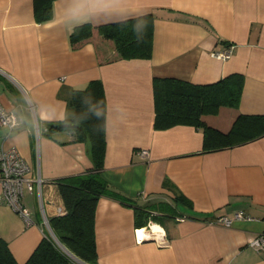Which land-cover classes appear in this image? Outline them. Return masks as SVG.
Segmentation results:
<instances>
[{
  "label": "crops",
  "instance_id": "obj_1",
  "mask_svg": "<svg viewBox=\"0 0 264 264\" xmlns=\"http://www.w3.org/2000/svg\"><path fill=\"white\" fill-rule=\"evenodd\" d=\"M52 11L42 22L34 0H0V102L22 120L10 135L0 127V149L15 148L41 180L22 198L30 225L1 199L0 184V238L16 263L25 264L43 239L53 242L50 220L66 211L58 183L93 172L89 144L50 127L72 115L74 91L100 81L106 105L100 175L125 200L97 202L95 264H264V252L248 246L264 233V134L205 150L201 128H155L153 92L157 78L207 85L239 74L237 108L220 107L202 122L226 134L241 115L264 117V0H55ZM145 15L153 20L149 59H123L96 33L71 48L78 25ZM227 47L228 59L211 55ZM135 211L148 214L145 225ZM237 211L257 220L207 223ZM156 231L167 244L141 238Z\"/></svg>",
  "mask_w": 264,
  "mask_h": 264
},
{
  "label": "trees",
  "instance_id": "obj_2",
  "mask_svg": "<svg viewBox=\"0 0 264 264\" xmlns=\"http://www.w3.org/2000/svg\"><path fill=\"white\" fill-rule=\"evenodd\" d=\"M55 0H34V12L39 21L53 17ZM152 17L145 15L108 25L94 27L86 23L76 26L69 35L71 48L77 49L92 42L96 33L110 42L123 59H149L152 52ZM243 78L229 75L213 84L195 85L176 79H154V109L156 129L177 125L201 128L204 149L217 150L240 145L264 134V117L239 116L231 130L222 134L206 126L201 117L215 114L220 107L237 108ZM69 105L72 115L53 129H68L77 141L89 144L93 172L71 181L59 182L58 190L66 213L50 220L58 241L73 256L87 264H95L94 215L101 196L125 200L113 192L101 177L105 154V96L100 81H91L85 89L73 92ZM257 130V131H256ZM261 130L260 132H258ZM135 217L145 225L148 214L135 211ZM76 263L65 251L49 239H43L25 264ZM0 264H17L7 243L0 238Z\"/></svg>",
  "mask_w": 264,
  "mask_h": 264
},
{
  "label": "built area",
  "instance_id": "obj_3",
  "mask_svg": "<svg viewBox=\"0 0 264 264\" xmlns=\"http://www.w3.org/2000/svg\"><path fill=\"white\" fill-rule=\"evenodd\" d=\"M211 55L213 58L226 60L231 56V48L227 47L222 51H214ZM29 110L31 112L33 111L32 105H29ZM21 125L22 120L16 111L6 109L0 102V127L7 128L9 132L8 134L10 135L13 132H16ZM141 154L147 155V151L144 150ZM0 184L2 187L1 199L23 219L26 225H30L32 222L31 212L23 205L22 198L26 193L31 194L34 191L35 186L41 188V180L39 177L36 178L32 176L29 164L19 155L15 148L0 149ZM65 213V210H59V216L64 215ZM239 220L254 221L257 219L242 211H237L232 217L217 216L214 219L208 220L207 223L210 225L231 227L235 221ZM138 232L139 231H137V233ZM142 233H144V231ZM52 238V243L62 249L54 236ZM141 238L147 240L155 238V241L160 245L168 243L167 238L160 231L153 232L152 237L141 235ZM248 246L257 252H264V233L254 236Z\"/></svg>",
  "mask_w": 264,
  "mask_h": 264
},
{
  "label": "water",
  "instance_id": "obj_4",
  "mask_svg": "<svg viewBox=\"0 0 264 264\" xmlns=\"http://www.w3.org/2000/svg\"><path fill=\"white\" fill-rule=\"evenodd\" d=\"M54 236V235H53ZM55 237V236H54ZM56 238V237H55ZM63 251H65L74 261L78 262L79 264H85L83 261L79 260L77 257L73 256L61 243L59 242Z\"/></svg>",
  "mask_w": 264,
  "mask_h": 264
},
{
  "label": "bare ground",
  "instance_id": "obj_5",
  "mask_svg": "<svg viewBox=\"0 0 264 264\" xmlns=\"http://www.w3.org/2000/svg\"><path fill=\"white\" fill-rule=\"evenodd\" d=\"M141 232H139V234H140Z\"/></svg>",
  "mask_w": 264,
  "mask_h": 264
},
{
  "label": "rangeland",
  "instance_id": "obj_6",
  "mask_svg": "<svg viewBox=\"0 0 264 264\" xmlns=\"http://www.w3.org/2000/svg\"><path fill=\"white\" fill-rule=\"evenodd\" d=\"M158 230V229H157Z\"/></svg>",
  "mask_w": 264,
  "mask_h": 264
}]
</instances>
